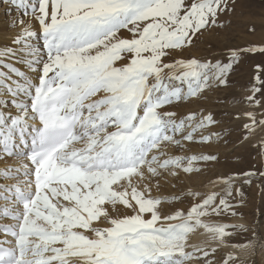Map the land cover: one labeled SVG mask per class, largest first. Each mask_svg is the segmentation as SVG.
<instances>
[{
	"label": "snow or ice",
	"instance_id": "obj_1",
	"mask_svg": "<svg viewBox=\"0 0 264 264\" xmlns=\"http://www.w3.org/2000/svg\"><path fill=\"white\" fill-rule=\"evenodd\" d=\"M2 2L22 15L0 45V161L15 162L0 169V264H217L221 249L235 251L220 264H264V221H211L237 215L234 178L211 182L219 191L189 190L187 209L165 212L152 195L157 178L217 160L164 151L222 138L204 133L218 123L211 111L176 108L230 87L246 55L264 56V42L184 55L225 27L237 0ZM237 103L246 105L233 114L242 142L259 137L264 155V59ZM241 175L250 185L256 172ZM237 227L246 242L231 243ZM199 230L206 246L189 243Z\"/></svg>",
	"mask_w": 264,
	"mask_h": 264
},
{
	"label": "rangeland",
	"instance_id": "obj_2",
	"mask_svg": "<svg viewBox=\"0 0 264 264\" xmlns=\"http://www.w3.org/2000/svg\"><path fill=\"white\" fill-rule=\"evenodd\" d=\"M6 5V3H3L2 0H0V45H2L6 41L7 37L11 35L8 34V32H12V30H10L9 28H5L6 26L8 27V25H5L3 23L7 20ZM222 21L225 27L218 28V31L219 33L223 32L222 34H225L226 42H217L215 45L213 44V47L211 49L209 46L210 43L208 42V36L214 32L213 30L212 32L206 33L203 37H201L196 46L190 49V51L185 52L184 55H196L200 57L210 55L220 56L224 52H226L228 46L238 45L243 47L251 44L260 45L261 42H264V0H237L235 13L227 17H222ZM209 49L211 51H208ZM262 59H264V56H261L259 54L246 55L243 58V64H241L238 70L233 73L231 77L230 87L210 90L206 93L205 97L200 100H196L191 104H181L176 108L177 113L180 115H185L189 112H200L207 109L214 114L215 119L218 121V123L211 128L204 130L205 134H207L208 131H212L220 133L222 137L221 139L227 136V134H234L236 137L241 138L243 133L241 124L243 123V121L234 119L233 114L246 107L245 104L237 103V101H239L244 95V90L247 87L251 76L252 67L255 65V63L259 62ZM261 135H264V133ZM198 139L199 133H197V140ZM216 140L217 139L214 137L211 142L204 144L184 141L183 147L178 148L175 145H167L165 146L164 151L169 155L174 152L176 155L182 156L213 153V151H224L223 149L214 150L211 147V144H213ZM258 140L259 137H253L250 141L253 142V146L255 147L254 144ZM252 158L254 160L259 159L258 152L252 153ZM261 159L264 160V157H261ZM1 162L3 161H0V169H3L5 164ZM12 162L14 161H8L7 163L14 164ZM201 168L203 169L204 165ZM189 175L190 174H184L181 171L178 177L164 175L153 181L152 195L158 196L162 201H164V203H162L161 205L163 211H168L169 209V211H171L174 209L177 203L181 202L179 200L173 201L171 197L179 195L182 198V202L186 203L187 201L190 202L192 199L191 197L185 195L189 190L199 191L200 193L203 192L204 189L195 190L191 187L185 188V183L189 184L187 179V176ZM11 182L12 181H10L9 183ZM157 182L159 187H156ZM167 182H170L172 185H166ZM171 186L173 188H171ZM1 203L3 202L0 201V204ZM258 210L259 208H257V211L254 210L256 215L252 216L254 218L253 226L260 225V222L264 221V212H259ZM224 255L225 254L221 253V251H218L215 254L216 261L220 258H223ZM217 264L220 263L217 262Z\"/></svg>",
	"mask_w": 264,
	"mask_h": 264
},
{
	"label": "bare ground",
	"instance_id": "obj_3",
	"mask_svg": "<svg viewBox=\"0 0 264 264\" xmlns=\"http://www.w3.org/2000/svg\"><path fill=\"white\" fill-rule=\"evenodd\" d=\"M9 8H11V16L7 15L6 13L7 20L3 22L5 25H8L11 19L22 15V13L18 12L15 9V7H13L11 4L6 5V11ZM24 19L27 20L28 18L24 17ZM5 28L8 29L7 26ZM218 33H219L218 29H215L214 32L208 36L209 37L208 42L210 43L209 46L211 49L213 47V44L215 45L217 42H222V41L226 42L225 34H222L223 32H220L219 34ZM8 34L11 33L8 32ZM208 51L211 50L209 49ZM254 145L255 147L253 146V142L250 140L242 142L241 138L236 137L234 134L233 135L227 134V136L223 137V139L219 141L216 140L213 144H211V147L214 150L216 149L224 150L222 152L213 151V153H211L217 156V160L209 162L207 164L204 163L197 164L196 166L200 168L204 165L202 171L198 173L194 172L191 173L189 176H187L189 184L185 183L186 184L185 188L191 187L195 190L204 189L201 194H206L208 191L221 190L223 185H218L215 188H209L210 183L219 179H227L229 177L234 178L236 186L241 188V191L243 192L242 197L240 195H237L235 192H233V196L232 198H230V202L235 205L233 211H235L237 215L233 216L230 213H228L221 215L220 217L213 216L211 217V221L220 222L229 225H237V226L247 225L249 227H254L256 226V225L253 226L254 218L252 216L256 215L254 210L257 211V208H259L258 210L259 212L261 211L264 212V177H261L259 175L260 172H264V160L261 159V157H264V155L262 156L260 154V149L259 147L256 146V143ZM254 152L255 153L258 152L259 159L254 160L252 158V153ZM171 155H176V154L173 152ZM7 162L8 161H3L1 163L5 164ZM9 162H11V160H9ZM249 171L256 172V176L252 179V183L250 185L242 183L244 178L241 175L242 173ZM166 185H172V184L170 182H167ZM171 188L173 187L171 186ZM187 202L186 203L179 202L176 204L174 208L187 209L193 203V199H191L190 202L188 203ZM169 210L165 212L172 211ZM229 231H233L234 233L231 243H235V244L246 242V239L249 235V233L243 232L239 227H237L235 230L229 229ZM206 239H207L206 233H204L202 230H199L193 234H190L189 243L193 245L206 246L205 245ZM218 251L219 252L221 251V253L225 254L227 251H235V250L221 249ZM240 258L241 260L246 259V257L243 256V254H240ZM254 258L256 260H259L260 257L259 255H257ZM221 260L222 258L218 259L217 262L220 263Z\"/></svg>",
	"mask_w": 264,
	"mask_h": 264
}]
</instances>
